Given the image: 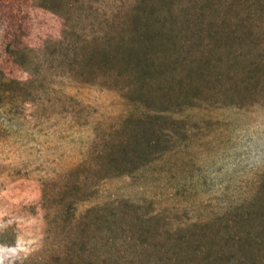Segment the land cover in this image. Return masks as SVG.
<instances>
[{
  "label": "rangeland",
  "instance_id": "obj_1",
  "mask_svg": "<svg viewBox=\"0 0 264 264\" xmlns=\"http://www.w3.org/2000/svg\"><path fill=\"white\" fill-rule=\"evenodd\" d=\"M0 264H264V0H0Z\"/></svg>",
  "mask_w": 264,
  "mask_h": 264
}]
</instances>
